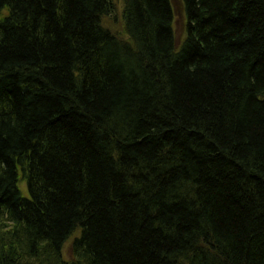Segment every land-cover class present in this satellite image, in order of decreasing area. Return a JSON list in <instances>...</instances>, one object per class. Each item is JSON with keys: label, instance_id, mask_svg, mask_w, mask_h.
Wrapping results in <instances>:
<instances>
[{"label": "trees", "instance_id": "16d2710c", "mask_svg": "<svg viewBox=\"0 0 264 264\" xmlns=\"http://www.w3.org/2000/svg\"><path fill=\"white\" fill-rule=\"evenodd\" d=\"M181 1L0 0V264H264V0Z\"/></svg>", "mask_w": 264, "mask_h": 264}, {"label": "rangeland", "instance_id": "374dc122", "mask_svg": "<svg viewBox=\"0 0 264 264\" xmlns=\"http://www.w3.org/2000/svg\"><path fill=\"white\" fill-rule=\"evenodd\" d=\"M118 10L114 18H110L106 21L107 26L111 27L114 31L120 32L122 25H121V17L120 13L122 10V2L121 0H117ZM173 8L175 14V22H174V29H175V36L178 44H180L186 36V16L184 6L181 0H173ZM21 189L25 191V184L21 185ZM26 195V193H24ZM70 241L66 244L64 248V256L66 259L70 258Z\"/></svg>", "mask_w": 264, "mask_h": 264}]
</instances>
